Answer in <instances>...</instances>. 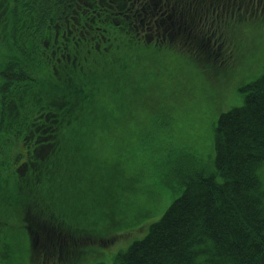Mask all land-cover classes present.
<instances>
[{
  "label": "trees",
  "instance_id": "1",
  "mask_svg": "<svg viewBox=\"0 0 264 264\" xmlns=\"http://www.w3.org/2000/svg\"><path fill=\"white\" fill-rule=\"evenodd\" d=\"M95 1L82 0V3L93 6ZM131 1L138 5L128 12V23L114 27L110 35L118 33L127 37L125 48L130 60L133 54L143 59L140 48L151 51L152 58L169 55L170 45L165 44L167 50L160 52L157 42L150 40L147 44L146 39H140L146 34L137 32L143 18L141 5L145 4L142 0ZM115 2L116 10L125 13L123 2L126 1ZM258 2L251 13L263 15L264 7H257ZM77 5L78 0H0V100L9 113L5 121L15 123L9 135L13 138L12 145L17 147L14 163L20 178L17 187L9 190L13 194L11 203L0 207V217L8 225L0 226V235H3L0 237V264H7L5 260L11 259L12 240L17 233L21 239L25 236L30 260L43 257L45 261L50 260V264L76 263L101 253L100 246L104 242L128 234L132 239L138 233L144 234L127 244L124 250H118L111 264H264V254L259 249L264 246V190H258L255 175L264 162V75L242 89L240 107L219 116L213 134L214 169L209 175H188L182 168L194 170L190 166L193 164L182 167L184 156L173 143L160 141L150 145V155L157 154L159 160L151 163L148 171L150 175L157 173L160 184L166 186L161 195L183 188L147 229L148 221L140 225L139 217L128 223L120 217L128 211L124 198L126 188L108 187L109 169L112 167L122 174L124 185H127L124 169H140L135 167L137 153L130 151L129 144L136 146L138 141L127 133V124L131 121L128 87L132 89L128 82L132 85L144 72L125 70L104 75L101 80L93 65L94 72L89 75L74 74L78 66L90 61L85 52H79L81 46L99 55L97 46L102 33L96 28L103 22L97 18L96 11L78 9ZM247 7L245 5V9ZM242 9L243 6L240 11ZM231 13L229 10L228 17ZM235 13H238L236 9L233 16ZM107 15L104 13L102 17ZM63 20L67 28L61 27ZM109 20L122 22L125 16L116 14ZM243 22L242 16L235 18L222 28V37L225 38L227 26ZM255 26L258 31L264 30V20L255 21ZM96 36L97 41L92 42ZM186 37L183 33L176 34L175 41L186 42ZM58 45L60 53L56 52ZM67 55L73 57L69 63L65 60ZM112 55L111 59L99 60L104 72L108 71L107 64L116 63L111 61L116 58ZM30 59L37 64L38 74L19 90L18 84L6 80L5 71L9 66L22 70V61ZM57 60L65 67L59 69ZM55 72H59L55 80L58 84L50 81ZM119 123L123 128L119 127L118 132L128 137L125 138L128 148L115 156L107 155L103 160L92 155L87 145V140L94 138L92 134L112 132L110 126ZM87 124L88 133L84 127ZM153 125L151 123L149 128ZM132 134L137 135L134 124ZM121 147L124 148V143ZM178 168L182 172L173 182L179 184L173 185L172 177ZM10 169L9 164L6 169L0 166V182L4 177L5 189H10L16 181L14 175L8 173ZM166 180L168 184H164ZM132 183L128 179V184ZM96 185H101L99 194L93 193ZM77 188L82 191L76 192ZM145 189L144 201L155 202L154 188L145 185ZM81 194L87 199L97 197L98 209L102 206L95 210L97 218L87 209L85 215H81L82 209L74 202V197ZM128 194L131 198L134 196L133 192ZM27 217L31 219L28 226ZM10 221L14 223L12 227ZM29 228L40 239L41 234L47 235L42 247ZM62 238L67 241L58 250L53 244ZM97 244L99 248L95 247ZM39 249L42 250L40 255L34 253ZM85 260L88 258L82 262Z\"/></svg>",
  "mask_w": 264,
  "mask_h": 264
},
{
  "label": "rangeland",
  "instance_id": "2",
  "mask_svg": "<svg viewBox=\"0 0 264 264\" xmlns=\"http://www.w3.org/2000/svg\"><path fill=\"white\" fill-rule=\"evenodd\" d=\"M105 1L96 0V2L105 4L98 7V9L104 10V13L107 10ZM257 1H260L257 7H264V0ZM255 3L252 0H243V9L239 13H235L233 20L239 15L243 17L244 22L235 26H227L224 30L225 38H222L219 45H215L213 41L208 44L206 40L202 41L206 44H188L191 46L190 49L173 45L169 55L160 54L155 58L151 57V51H143L144 48H140V53L144 56L143 59H140L137 54H133L130 60L125 48L127 37L125 36V38L116 33V38L110 37V39L114 43L113 54L116 57L111 61L116 62L117 67L113 68L107 64V72H103V66L100 67L99 63L100 58L93 57L91 50L83 46L79 48V52H85L90 61L85 65L78 66L79 69L74 74L80 76L89 75L94 72L91 69L94 65L96 75L102 80L104 75L120 73L123 65L128 66L130 61H132L131 65L129 68L127 67L126 72H144L143 75L134 80L132 85L128 82L133 89L128 87V110L131 121L127 124V133L131 139L138 141L136 146L132 142L129 143L130 151L137 153L135 167L140 168V171L144 170L145 175L144 173L139 175V170L134 168L129 169V171L140 176V180L137 182L142 185L153 183L152 185L161 196V200L151 203L144 201L146 197L142 193L136 194L138 183L128 184V179L131 181L133 179L129 171L127 169L123 171L127 177V185H124L122 174L116 173L114 168L110 167L111 180L109 179L108 181V187L112 189L126 188L124 198L128 211L120 217L127 219L128 223L137 220L136 217H139L141 218L140 225L148 221L147 229L148 225L161 217L166 207L181 194L183 188L177 189L167 199L162 200L168 192L163 196L161 195L159 188L156 186L159 184L157 173L154 175L147 174L150 166H152L151 163L159 160L157 154L153 157L150 155V142L143 139L145 133L151 129V127L149 128L151 123L158 128L157 137L154 140L155 143L160 141L163 144L167 142L173 143L176 150H180L184 156L182 167L188 163L194 165V170L191 173H187L188 175L196 176L195 173H197V176L203 177V175H209L214 169L212 166L214 156L213 134L219 116L232 108L240 107L243 104L242 89L264 75V30L258 31L255 26V21L259 23L261 19L264 20V14L251 13ZM244 4L248 6L246 9ZM80 5L85 8L90 7V5L86 6L82 3V0H80ZM120 39L124 41V46L121 45ZM165 50H167L165 44L161 45L160 52ZM102 55L107 60L113 58V55L110 56L111 48L108 46L104 48ZM71 58H73L71 55H67L65 58L66 62L69 63ZM22 62L20 64V69L22 70H19L16 66H9L5 71L6 80H11L18 84L19 90L38 74L37 64L33 60ZM58 74L59 72L51 77L50 81L53 84H58L55 81L58 79ZM137 88H140V91ZM159 108H161L160 111L155 110ZM73 110L76 111V108ZM8 114L7 108H3V103L0 100V166L6 169L8 164L11 165L12 170L7 171L14 175V179H16L10 189L3 187L4 177L2 182H0V207L11 203L13 194L11 195L9 190L15 189L18 185L17 181L20 180L14 163L17 147L12 145L13 138L9 135V132L14 130L15 123L13 120L8 123L5 121L9 118V116L7 117ZM133 124L137 127V135L132 134ZM84 127L88 133L89 124ZM110 127L113 129L112 132L110 130L107 134L96 132L92 134L94 136L93 140H87V145L92 155H96L102 160L106 159L107 155L110 157L115 156L121 150L128 148V140H125L128 137L120 136L118 132L119 127L123 128V124L119 123ZM73 132H77V130H73ZM142 141L147 142L148 145ZM122 143H124V148L121 147ZM181 172L182 170L179 168L175 170V175L172 177L171 182L173 185L177 183L173 181L180 176ZM255 175L258 190H264V162ZM100 190L101 185H96L93 193L99 194ZM81 191V189H76V192ZM130 192H133L134 196L132 198L128 194ZM96 198L87 199L82 197V194L81 197H74V202L82 209L81 215H85L84 211L87 209L91 211L93 218H97L95 210L98 211L102 206L98 209ZM150 214L152 215L146 216ZM3 221V218L0 217V226H8ZM30 222L31 219L27 217L25 224L28 226ZM13 224L10 221L9 226L12 227ZM139 224H136V226ZM29 230L37 240L38 246L42 247V241L47 238V235L41 234L42 238L40 239L34 230L30 228ZM143 234L138 233L132 239L130 234H128V236H121L104 242L100 246L101 253L87 256L83 259L88 258V260L83 262L82 256L79 258L82 260L72 264H111L118 250H124L127 244H130L133 240L140 239ZM0 237L3 238V235H0ZM62 239L58 240V243L53 244L58 250L61 249V244L67 241ZM12 247L11 259L5 260L7 264L52 263L50 260H43V257H32L33 261L30 260L28 258L30 250L25 236L21 239L18 233L12 240ZM95 247L99 248V245L97 244ZM259 249L261 254H264V246H259ZM34 253L40 255L42 250H36ZM41 260L43 261L41 262ZM54 262H56L55 259Z\"/></svg>",
  "mask_w": 264,
  "mask_h": 264
},
{
  "label": "flooded vegetation",
  "instance_id": "3",
  "mask_svg": "<svg viewBox=\"0 0 264 264\" xmlns=\"http://www.w3.org/2000/svg\"><path fill=\"white\" fill-rule=\"evenodd\" d=\"M107 1L112 2L113 0L105 1L107 3V17L110 19L117 7L115 0L112 5ZM125 1L123 2V8H125L123 24L128 23V12L134 10L138 5L136 1ZM142 3L145 6L141 5L143 18L140 24L142 32L148 33L145 35L147 41L153 39V35L150 33L154 29L158 31L159 28L167 25L169 43L182 45L195 44L202 40L213 41L215 45H219L223 38L222 28L230 22H234L233 10L236 9L239 13L243 6L241 0H142ZM100 5L102 3L98 2V5L94 3L89 8L96 11L100 16L104 14V10L98 9ZM229 10L232 13L228 18ZM146 27L145 31L144 28ZM179 33L186 34V42L175 41L176 34ZM162 40H164V35Z\"/></svg>",
  "mask_w": 264,
  "mask_h": 264
},
{
  "label": "bare ground",
  "instance_id": "4",
  "mask_svg": "<svg viewBox=\"0 0 264 264\" xmlns=\"http://www.w3.org/2000/svg\"><path fill=\"white\" fill-rule=\"evenodd\" d=\"M258 204H260V202H258Z\"/></svg>",
  "mask_w": 264,
  "mask_h": 264
}]
</instances>
